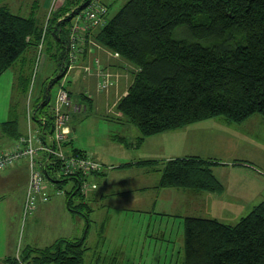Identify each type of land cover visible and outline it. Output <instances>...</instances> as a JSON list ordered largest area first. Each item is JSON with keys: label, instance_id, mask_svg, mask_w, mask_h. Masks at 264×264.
<instances>
[{"label": "trees", "instance_id": "16d2710c", "mask_svg": "<svg viewBox=\"0 0 264 264\" xmlns=\"http://www.w3.org/2000/svg\"><path fill=\"white\" fill-rule=\"evenodd\" d=\"M91 1L63 0L49 11L43 51L51 50L56 75L43 87L31 114L42 137L51 133L48 88L67 63L73 18ZM96 27L98 42L137 69L117 109L138 129V143L207 118L230 122H242L253 114L264 118V0H127ZM42 30L34 18L0 6V74L29 46L36 50ZM31 78L32 67L18 75L16 88L22 96L30 89ZM1 129L14 139L20 135L13 117ZM215 163L195 156L170 159L161 169L158 185L221 193L223 185L211 171ZM49 168L60 172L55 161L43 168L45 178ZM61 176L75 181L66 205L83 215L89 227L82 199L72 204L73 196H81L79 177ZM84 241L83 236L59 238L43 248L26 247L8 262L84 264L88 249ZM183 246V264H264V200L234 224L183 217Z\"/></svg>", "mask_w": 264, "mask_h": 264}, {"label": "crops", "instance_id": "0c3cea01", "mask_svg": "<svg viewBox=\"0 0 264 264\" xmlns=\"http://www.w3.org/2000/svg\"><path fill=\"white\" fill-rule=\"evenodd\" d=\"M61 2L62 0H0V6L6 7L14 14L32 17L39 26H43L50 9ZM79 24H85L84 18L79 20ZM96 30L97 27H91L86 34L84 33L90 42L85 43L83 52L79 53L77 62L65 77V87L72 101L85 108L70 112L69 134L63 146L64 152L66 154L76 151L86 152L102 165V170L99 172L79 176V185L86 184L85 190H80V198L87 211L89 227L83 215L77 213L78 218L73 215L61 194L53 193L54 188H60L58 183L47 179L49 192L52 195L47 201H39L36 204L34 211L28 216L29 232L20 240L19 229L28 181L27 161L20 160L7 168L0 169V264H9L8 259L18 258L26 247L43 248L59 238L74 239L82 236L85 237L84 242L88 248L90 247L88 241L94 240L92 243L96 247L94 252L92 251L94 264H98L99 261L118 264L117 255L127 251L122 250L120 253L114 251L110 255H102L97 251L98 247L105 246L109 240V245L112 244L116 249L127 247L124 243L126 237L132 238L131 235H120V228L113 224V220L126 221L133 214L138 216L146 214L143 216L148 217V222L142 218L144 224L141 227L143 230L146 227L145 233L142 230L144 237L152 215L166 219L176 215L182 217L184 215H181L182 211H179V208L190 207L198 210L199 205L206 201V194L203 193H211L179 187H160L158 182L161 169L166 161L178 157L195 156L214 160L211 157V150L215 148L210 142H215L213 140L217 138H211L213 131L205 134L203 129L217 127L218 140L224 142L223 139L228 136L225 128L232 122L218 117L219 122L216 120L211 123L212 118H207L147 136L138 143L140 135L138 129L117 109V102L132 83L137 69L123 58L115 57L112 50L99 43L95 37ZM50 53L51 50H44L40 62L38 79L33 89L34 102L40 96L44 83L47 82L49 69L56 71ZM35 55V46H29L11 68L0 74V152L13 148L18 138L28 132L26 96L19 94L16 79L20 73L31 71ZM84 66L89 67L88 71L84 70ZM97 67L107 68L112 74L108 86L101 91L97 90V77L94 75ZM71 86H74L76 94L81 97L73 96L70 91ZM94 109L100 113L91 114ZM91 115L99 117L104 128L98 137H91L81 142L82 124ZM10 117L17 121L20 133L17 139L8 137L1 129V124ZM256 123L260 127L264 126V119L259 117ZM109 125H113L114 128H110ZM30 128L31 131H39L35 122L30 124ZM220 147L225 150V146L220 144ZM239 160H215L216 163L212 165L214 168L211 166V171L213 172L217 166H222L230 169H248L255 175L256 170L250 165L251 162ZM145 161H153V163H141ZM50 181L54 185L53 188L50 186ZM221 183L223 196H220L221 194H215V197L208 196L212 198L211 202L215 207L212 218L219 220L218 218L223 216H239L257 204L254 200L259 189L248 188V185L243 184L242 178L234 175ZM157 230L159 236H165L166 229L161 231V227H158ZM168 237L167 241H170L172 239L170 231Z\"/></svg>", "mask_w": 264, "mask_h": 264}, {"label": "rangeland", "instance_id": "374dc122", "mask_svg": "<svg viewBox=\"0 0 264 264\" xmlns=\"http://www.w3.org/2000/svg\"><path fill=\"white\" fill-rule=\"evenodd\" d=\"M101 2H104L108 6V12L106 14V17L109 19L111 18L118 10L119 8L127 1V0H99ZM63 2V0H62ZM59 3L60 4H62ZM83 11V10H82ZM80 12L81 15L79 17V14H77L73 21L79 24V20L82 18L83 12ZM49 14V13H48ZM43 23V27L47 26V17ZM72 21V24L74 23ZM72 26V25H71ZM71 28V27H70ZM70 32V31H69ZM36 53H37V46H36ZM44 54V51H43ZM43 54L41 56V60L43 57ZM107 69V68H106ZM33 70V66H32ZM108 70V69H107ZM49 69L48 76L46 78V81L44 83V88L47 87L49 79L51 77H54L56 75V72L54 70ZM38 72L39 68L37 69L35 78L33 80V83L30 84L33 85L30 87L26 94V105L28 104L29 110H32V107L34 105V97H33V89L36 86V80L38 79ZM46 73V72H43ZM58 80V79H57ZM69 87V86H68ZM70 89V87H69ZM70 91H72L73 96H80L76 94L74 86H71ZM57 91V81L53 83L48 88V94L51 99L53 100L55 93ZM81 97V96H80ZM94 113H100L96 109L93 110L91 114ZM89 114V113H88ZM90 115V114H89ZM88 115V116H89ZM260 118H263L259 114H254L250 116L248 119L242 122H232L229 127L225 128V133L228 134L226 138H220L223 139V141H219V136L217 135V127L203 129V132L205 134L210 133L211 131L214 132L212 134V139L217 138L216 140H213L215 142L212 143V146L215 149H212L211 157L216 161L226 160V159H240L239 161H247L251 162L250 165L253 166V168L256 170L255 175L248 169H230L225 167H215L213 169V174H215V177L221 182L228 179L230 176H238L243 179V184L248 185V188L250 187H256L259 189L257 192V198L254 200V203H258L262 200H264V126H258L256 123V120H259ZM86 118V117H85ZM218 117H214L210 119V122L213 123L217 120ZM222 118V117H219ZM264 119V118H263ZM33 122L31 120L30 124ZM217 122H219L217 120ZM110 128H114L113 125H109ZM104 128V124L102 123V120L99 119V117H89L87 120L84 121L82 124V129L80 133V140L81 142L87 141L91 137H98L100 133L102 132ZM136 128V127H135ZM209 143V144H210ZM225 146V150L220 147ZM65 145V144H64ZM48 176H46L49 180H55L57 181L59 187L62 189L63 193H60L61 196H63L65 199L68 197V193L75 184L74 180L70 179H64L61 176V173L58 169L49 168L48 169ZM237 178V177H235ZM74 181V182H73ZM239 187V186H238ZM247 187V186H245ZM58 188V187H57ZM206 201L202 202L199 206V209L196 208H190L185 207L179 208V211L181 212V215L184 216H198V217H206V218H212L213 215L212 211H214L215 207L213 205L212 198H209L208 196L215 197L214 195L223 196V193H206ZM205 196V195H204ZM55 198V197H54ZM79 196H73L72 197V204L76 205L80 199ZM214 207V209H213ZM79 208V207H77ZM79 209L82 210L80 207ZM251 208L245 210L242 214L233 215L232 216H223L219 217V221H222L223 223L227 224H234L236 223L242 216H245ZM77 218L79 215L77 213H73ZM141 216H138L137 214H133L128 220L126 221H120V220H113V224L120 228L119 234L120 235H131L133 238L126 237V240L124 243L127 245V247H113L112 244L109 245V242L105 244L103 247H98L97 251H100L102 255H110L114 251L120 253L122 250L127 251V253L117 255L118 264H183V252H184V246H183V217L176 215L174 217H155L152 215V220L150 222V226L147 234L143 237V232L145 233L146 227L141 229L142 225L144 224L142 221V218H145L148 222V217L143 216L146 214H140ZM29 216V215H28ZM21 218L20 222V229H19V235L20 240L27 236V233L29 232L28 228V220L29 217ZM215 217V216H214ZM26 219V220H25ZM158 227H161V231H164L166 229L165 236H159L158 235ZM127 228V229H126ZM121 229H126L122 231ZM143 230V232H142ZM170 231V235L172 236V239L170 241H167L169 239L168 233ZM142 235V237H141ZM175 237V238H174ZM143 238V239H142ZM142 239V240H139ZM94 240L88 241V245L90 246L84 253V264H94V259L92 258V251L94 252L95 246L93 243ZM23 252V251H22ZM20 253V256L22 254ZM22 264H26L25 261H22ZM98 264H106L102 261H99Z\"/></svg>", "mask_w": 264, "mask_h": 264}, {"label": "built area", "instance_id": "2783aa9c", "mask_svg": "<svg viewBox=\"0 0 264 264\" xmlns=\"http://www.w3.org/2000/svg\"><path fill=\"white\" fill-rule=\"evenodd\" d=\"M82 12L85 24L81 25L74 21L70 28L67 63L63 66L62 72L58 77L57 91L50 105L53 117L51 133L42 137L40 131H31L32 110H29L27 104L28 132L18 138L17 144L13 148L0 152V169L7 168L23 159L27 161L28 181L23 202V218L32 214L39 201H47L52 195L49 192L48 180L43 174V168L48 164L57 161L60 165V173L64 176L79 177L80 175L83 176L90 172L102 170V165L93 160L86 152L77 151L66 154L63 148L64 143L68 140L70 112L81 111L85 108V106L72 101L69 91L65 87V77L67 72L77 62L79 53L83 52L85 43L90 42V39L85 35L86 32L91 27L94 28L103 23L107 7L99 0H92ZM44 33L45 27H43L41 38L37 44L31 84L40 66L43 54ZM113 55L119 57L118 52H113ZM88 68V66H84V70L88 71ZM94 75L97 77V90L106 89L112 76L111 72L105 68L97 67L94 70ZM49 157L52 159H49ZM50 186L53 188L52 182ZM85 188V183L80 184V190L84 191ZM53 193L60 194L63 192L60 188H54Z\"/></svg>", "mask_w": 264, "mask_h": 264}]
</instances>
